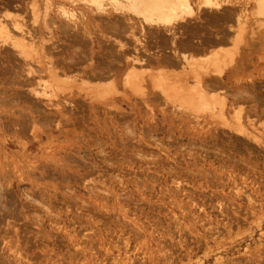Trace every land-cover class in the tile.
I'll list each match as a JSON object with an SVG mask.
<instances>
[{
    "label": "rangeland",
    "instance_id": "obj_1",
    "mask_svg": "<svg viewBox=\"0 0 264 264\" xmlns=\"http://www.w3.org/2000/svg\"><path fill=\"white\" fill-rule=\"evenodd\" d=\"M255 2L223 0V10L248 16L221 24L230 39L196 56L199 73L186 62L145 64L143 76L160 81L157 96L149 102V87L126 89L135 109L122 99L111 105L122 114L77 113L73 125L71 112L29 120L37 113L25 93L14 94L17 77L0 61V264H264V12ZM9 10L41 21L28 7ZM80 19L87 39L148 55L180 59L174 42L187 36L162 29L163 44L139 25L114 34ZM204 72L227 84L207 89L208 102L198 91ZM68 73L40 96L42 113L54 109L47 97L72 90L101 99L89 95L94 81ZM244 90L256 99L227 106Z\"/></svg>",
    "mask_w": 264,
    "mask_h": 264
},
{
    "label": "bare ground",
    "instance_id": "obj_2",
    "mask_svg": "<svg viewBox=\"0 0 264 264\" xmlns=\"http://www.w3.org/2000/svg\"><path fill=\"white\" fill-rule=\"evenodd\" d=\"M13 1L0 0V61L17 77L15 82L17 88L12 91L15 94L16 90L18 92L21 90L30 101L28 108H33L29 111L37 114L29 113L27 117L29 120L35 117L50 122V115L58 117L71 112L72 125L75 123L73 118H76L77 113H81V118L86 115L90 117L95 111L103 114H122V109L118 106H111L119 99L124 100V103H130V107L135 109L132 95L126 92L128 88L143 89L142 86H147L149 90H145L146 96H143V100L150 102L154 99L160 81L157 78L143 76L141 68L145 64L171 66L186 62L185 65H188L192 71L199 73L196 71L198 65L196 56L212 51L210 47L219 46L230 39V31L221 24L233 17L234 21L241 24L248 16L247 13L242 12L244 9L223 10V0H17L16 5H13ZM255 3L258 5V12H264V0H256ZM27 7L32 15L40 16L41 21L38 24L27 23L23 18H18L19 14L9 10ZM82 16L88 21L99 22L101 29L110 30L114 34L139 25L141 28H146L149 35L152 33L160 40L163 38L160 34L162 29L181 28L187 31V36L174 42L176 45L174 50L177 51L180 59L163 52L144 54L138 47L135 48L137 51H132L125 44H119L115 48L110 44L89 40L87 22L81 21ZM79 21L82 22V26L77 24ZM212 23L216 28H208ZM46 29L50 34L48 37H46ZM54 34L57 36L56 39L52 38ZM200 34L203 35L200 37ZM195 36L200 39L194 41ZM167 40L163 38V44ZM87 42L92 44L88 46ZM34 47L36 51L32 53ZM213 54H218V51H213ZM35 59L38 63L37 67L32 66ZM88 60H91V63L84 65ZM211 70L215 71L214 68ZM69 71L79 72L81 80L85 82L94 81L96 85L93 88L96 92L94 96L88 94L93 99H101L86 101L83 97L76 96L77 94L72 90L67 97L64 94L56 95L52 99L47 97L48 101L44 106L51 105L54 109L42 113L37 107L42 101L40 96H46L48 90H53L50 86L59 80V74L66 75ZM43 72L50 76V82L37 80L42 78L40 73ZM199 75L201 76H198L200 77L198 91L201 101H209L206 91L210 87L227 85L226 81L222 84L216 80V76L206 72ZM103 81H106V84H101ZM215 82L219 85H215ZM119 87L122 88L121 93L117 91ZM111 88L115 90V94L106 96ZM238 92L240 95H235L229 103H226L227 106L241 99V95L244 98L256 99L255 92L254 95L246 90ZM215 97H218V94ZM224 103L221 100L219 105L222 114ZM2 184L0 182V185Z\"/></svg>",
    "mask_w": 264,
    "mask_h": 264
}]
</instances>
